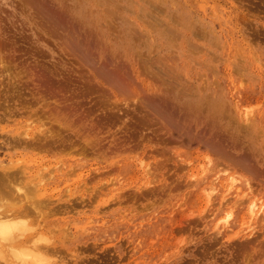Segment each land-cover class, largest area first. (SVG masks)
Segmentation results:
<instances>
[{
	"label": "rangeland",
	"instance_id": "1",
	"mask_svg": "<svg viewBox=\"0 0 264 264\" xmlns=\"http://www.w3.org/2000/svg\"><path fill=\"white\" fill-rule=\"evenodd\" d=\"M0 45V264H264V0H0Z\"/></svg>",
	"mask_w": 264,
	"mask_h": 264
},
{
	"label": "bare ground",
	"instance_id": "2",
	"mask_svg": "<svg viewBox=\"0 0 264 264\" xmlns=\"http://www.w3.org/2000/svg\"><path fill=\"white\" fill-rule=\"evenodd\" d=\"M0 47H1V45H0ZM2 67H3V66H2ZM4 68H5V66H4ZM1 69H2V68H1ZM5 69H6V68H5ZM7 71H8V70H7ZM9 71H10V70H9ZM5 73H7V72H5ZM50 75H51V74H50ZM46 78H47V77H46ZM47 80H48V79H47ZM90 87H92V86H90ZM60 89H61V88H60ZM62 89H63V88H62ZM62 89H61V90H62ZM90 89H91V88H89L88 91H89ZM92 89H93V88H92ZM46 90H47V89H46ZM53 90H54V89H53ZM47 91H48V90H47ZM57 91H59V90H57ZM65 91H66V90H65ZM61 92L64 93L63 91H61ZM66 92H67V91H66ZM66 92H65V95H66ZM92 92H94V89L92 90ZM57 93H58V92H57ZM87 93H88V92H87ZM89 93H90V92H89ZM54 94H55V93H54ZM76 94H77V93H76ZM62 95H63V94H62ZM50 96H51V95H50ZM55 96H57V94H56ZM51 97H52V96H51ZM58 97H59V96H57V98H58ZM60 97H61V96H60ZM66 97H67V95H66ZM66 97H65L64 99H66ZM64 101H65V100H64ZM66 101H67V100H66ZM43 107H44V106H43ZM55 107H56V106H54V108H55ZM61 107H62V106H61ZM74 107H76V106H74ZM54 108L51 107V110H53ZM57 108H58V107H57ZM62 108H63V107H62ZM62 108H60V109H62ZM77 108H78V110H79V107H77ZM58 109H59V108H58ZM64 109H65V108H63V110H64ZM67 109H68V108H67ZM71 109H72V108H71ZM49 110H50V109H49ZM84 110H85V108H84ZM84 110H83V111H84ZM90 110H91V109H89V111H90ZM6 111H7V110H6ZM70 111H71V110H70ZM75 111H76V110H75ZM83 111H82V112H83ZM43 112H44V111H43ZM51 112H52V111H51ZM63 112H64V111H63ZM26 113H27V112H26ZM36 113H39V112H36ZM8 114H9V113H8ZM43 114H44V113H43ZM32 115H33V114H32ZM34 115H35V114H34ZM44 115H46V113H45ZM44 115H43V116H44ZM43 116H40V117H43ZM15 117H16V116H15ZM44 117H45V116H44ZM104 117H105V116H104ZM138 118H139V117H138ZM50 121H51V120H50ZM140 121H141V120H140ZM56 122H57V121H56ZM148 123H149V122H148ZM73 124H74V123H73ZM149 124H150V123H149ZM52 125H53V124H52ZM52 125H51V126H52ZM54 125H56V124H54ZM147 125H148V124H147ZM40 126H41V125H39V131L41 130V129H40ZM42 126H43V123H42ZM51 126H50V127H51ZM167 126H168V124H167ZM50 127H49V128H50ZM55 127H56V126H55ZM49 128H48V129H49ZM51 128H52V127H51ZM51 128H50V129H51ZM53 129H54V128H53ZM53 129H52V130H53ZM66 129H67V128H66ZM55 130H56V129H55ZM55 130H54V131H55ZM59 130H60V129H59ZM86 130H87V129H86ZM43 131H44V130H43ZM46 131H48V130H46ZM49 131H50V130H49ZM40 132H41V131H40ZM59 132H60V131H59ZM47 133H48V132H47ZM47 133H46V134H47ZM60 133H62V132H60ZM83 133H84V132H83ZM42 134H45V133H42ZM48 134H49V133H48ZM48 134H47V135H48ZM50 134H51V133H50ZM50 134H49V135H50ZM91 134H92V133H91ZM52 135L54 136L55 134H52ZM89 135H90V134H89ZM23 136L25 137V135H23ZM32 136H33V135H32ZM45 136H46V135H45ZM50 136H51V135H50ZM64 136H65V135H64ZM96 136H97V135H96ZM28 137H29V136H28ZM30 137H31V136H30ZM46 137H47V136H46ZM65 137H66V136H65ZM198 137H199V136H198ZM203 137H204V136H203ZM22 138H23V137H22ZM25 138H26V137H25ZM31 138H32V137H31ZM39 138H41V137H39ZM66 138H67V137H66ZM29 139H30V138H29ZM35 139H36V137H35ZM198 139H199V138H198ZM201 139H202V137H201ZM201 139H199V140L195 139V140H197V141L199 142ZM22 140H23V139H22ZM41 140H42V139H41ZM158 140H159V139H158ZM168 140H169V139H168ZM207 140H208V139H207ZM12 141H13V139H12ZM29 141H30V140H29ZM36 141H37V140H36ZM162 141H163V140H162ZM38 142H40V141H38ZM52 142H53V141H52ZM163 142H164V141H163ZM172 142H173V141H172ZM50 143H51V142H50ZM54 143H55V142H54ZM76 143H77V142H76ZM76 143H75V144H76ZM200 143H201V142H200ZM200 143H199V144H200ZM202 143H203V142H202ZM205 143H206V142H205ZM51 144H52V143H51ZM87 144H88V143H87ZM120 144H121V143H120ZM203 144H204V143H203ZM206 144H207V143H206ZM209 144H210V143H209ZM209 144H208V145H209ZM217 144H218V143H217ZM60 145H61V144H60ZM204 145H205V144H204ZM210 145H211V144H210ZM218 145H220V144H218ZM16 146H17V145H16ZM57 146H58V145H57ZM64 146H65V145H64ZM64 146H62V148H63ZM72 146H73V144H72ZM80 146H81V144H80ZM221 146H222V144H221ZM59 147H60V146H59ZM210 147H211V146H210ZM210 147H208V148L206 147V148L209 150ZM213 147H215V146H213ZM42 148H43V147H42ZM80 148H81V147H80ZM90 148H91V147H90ZM220 148H221V147H220ZM220 148H219V149H220ZM48 149H49V148H48ZM52 149H53V148H52ZM67 149H68V148H67ZM82 149H83V148H82ZM84 149H85V148H84ZM92 149H93V148H92ZM114 149H115V148H114ZM165 149H166V148H165ZM215 149H217V148H215ZM219 149H218V151H219ZM39 150H41V149H39ZM53 150H54V149H53ZM80 150H81V149H80ZM125 150H126V149H125ZM43 151H44V150H43ZM49 152H50V151H49ZM161 152H163V151L161 150ZM164 152H165V151H164ZM213 152H215V151L213 150ZM216 152H217V150H216ZM13 165H14V164H13ZM149 174H150V173H149ZM207 174H209V173H207ZM151 175H152V174H151ZM216 178H217V177H216ZM152 179H153V177H152ZM208 180H209V179H208ZM217 180H218V179H217ZM221 181H222V180H221ZM229 181H230V180H229ZM245 181H246V180H245ZM209 183H210V182H209ZM231 183H232V181H231ZM248 183H249V182H248ZM9 185H10V184H9ZM226 185H227V184H226ZM226 187H227V186H226ZM210 188H212V187H210ZM21 189H22V188H21ZM8 190H9V189H8ZM152 190H154V189H152ZM10 191H11V189L9 190V192H10ZM30 191L33 192V191H35V190L33 189V190H30ZM32 192H30V193H32ZM35 192H36V191H35ZM249 192H250V191H249ZM10 193H11V192H10ZM34 197H35V196H34ZM240 199H241V198H240ZM256 206H257V205L254 203V201H252V202L250 203V207H249L250 210H249V211H250L252 214L256 211V210H255ZM261 206H262V205H261ZM262 207H263V206H262ZM24 208H25V207H24ZM258 208H259V206H258ZM260 208H261V207H260ZM27 209H28V208H27ZM29 209H30V208H29ZM256 209H257V208H256ZM263 209H264V208H263ZM263 209H262V210H263ZM254 210H255V211H254ZM29 211H30V210H29ZM258 211H259V209H258ZM263 211H264V210H263ZM260 212H262V211H260ZM255 213H256V212H255ZM257 213H258V212H257ZM259 214H260V213H259ZM262 215H264V214L262 213ZM254 216H258V215L256 214V215H254ZM259 216H260V215H259ZM229 217H230V216H229ZM224 221H225V220H224ZM4 223H5V222H4ZM6 223L8 224V222H6ZM2 224H3V223H2ZM2 224H0V225L2 226ZM10 229H11V228H10ZM10 229H9V227H7V228H1V227H0V233H1L0 236H2L3 234H7V233H9ZM17 233H18V232H17ZM18 234H19V233H18ZM19 236H20V235H19ZM31 250H32V249H31ZM32 252H35V251H32ZM25 253H26V252H25ZM26 261H27V260H26ZM31 262H32V261H31ZM30 264H32V263H30Z\"/></svg>",
	"mask_w": 264,
	"mask_h": 264
}]
</instances>
